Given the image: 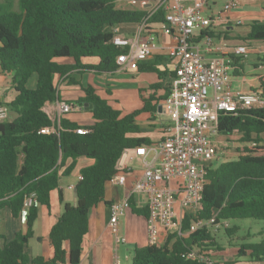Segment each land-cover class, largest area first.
<instances>
[{"label": "trees", "instance_id": "obj_1", "mask_svg": "<svg viewBox=\"0 0 264 264\" xmlns=\"http://www.w3.org/2000/svg\"><path fill=\"white\" fill-rule=\"evenodd\" d=\"M159 1L0 0V68L2 73L11 76L16 93L11 102L0 101V106L16 114L12 121L0 123V215L8 209L18 219L27 212L25 230L0 247V264H81L89 213L105 201L107 185L121 173L117 164L124 151L151 145L147 139L136 136L140 133L137 117L143 112H157L159 102L170 95L171 85L163 87L159 82L148 90H141L144 107L122 117L94 87L81 85L74 74L116 72L120 68L119 57L130 51L113 43L116 28L146 22L147 30H152L165 22L166 16L163 8L154 12L144 8L124 9L119 3L139 7ZM250 27V33L239 42L248 47L264 44V23L255 21ZM206 36L215 39L209 29L202 31L195 42ZM231 58L233 75L244 76L246 59ZM163 59L153 55L138 61L135 67L141 73L157 74L161 81L168 72L157 66L164 60L174 62L171 57ZM257 62L255 68L264 66V55ZM169 74L174 76L175 72ZM34 75L36 87L29 88ZM57 76L81 87L85 96L69 104L81 110H86L87 105L94 124L80 125L62 118L57 133L41 132L55 124L44 107L59 98ZM162 89L165 94L158 96L157 92ZM259 91L264 101V79ZM147 92L151 93L145 97ZM153 101H156L154 107ZM79 128L87 132L78 134ZM217 134L227 138L237 136L239 146L233 149L237 157L207 167V183L197 215H184L181 233L165 229L157 243L136 248L132 264H201L188 255L198 250L216 256L223 251L218 232L206 228L188 232L194 221H208L214 216L217 223L264 221V106L235 113L221 112ZM78 158L91 159L94 164L81 170L82 180L76 185L77 205L65 204L63 213L51 227L53 257L31 258L27 245L35 236L34 225L41 207L50 209L51 193L59 189L61 177L73 172ZM68 159L73 162L62 171ZM130 203L134 214L148 218L146 206L138 207L134 197ZM238 231L237 226L224 229L230 239ZM257 236L259 242L238 246V258L249 257L252 262L264 263V228ZM1 240L5 237L0 234Z\"/></svg>", "mask_w": 264, "mask_h": 264}, {"label": "built area", "instance_id": "obj_2", "mask_svg": "<svg viewBox=\"0 0 264 264\" xmlns=\"http://www.w3.org/2000/svg\"><path fill=\"white\" fill-rule=\"evenodd\" d=\"M211 0H161L156 3L151 12L159 8L165 10V22L158 28L147 30L143 22L136 40L123 37L116 28L113 43L117 47L129 48V53L118 59L119 67H135L138 61L147 60L154 55L157 45L156 34L172 37L175 44L168 48V55L174 58L175 69L171 83L170 95L164 100L171 124L166 128V138L153 147L140 146L126 149L117 164L121 173L115 175L109 182L111 185L123 186L127 181V158L130 151L133 158L145 157L151 148L155 152L153 163L147 165L142 174L134 181L129 197L110 205L109 227L118 244L126 243L121 234L120 220L130 209L131 197L142 194L149 211L147 218L149 243L160 240L165 229L182 232V219L185 214L196 216L202 204V196L206 181V169L214 163L218 156V145L212 140V134L217 132L219 114L221 112L235 113L243 109L263 107L261 91L252 93L234 92L230 88L232 56L247 58L250 48L246 45L228 47L217 45L215 39L206 36L195 42L202 31L211 29L214 23L222 21V15L207 16L206 9ZM146 5V3L142 4ZM239 0H228L223 12L238 8ZM149 32V37L140 41L142 33ZM210 91L212 92L210 94ZM74 107L69 103L60 106L61 115L71 113ZM9 109L0 106V123L7 121ZM45 128V134L57 133V125ZM78 134L87 131L84 128L76 130ZM82 180V176H79ZM179 203L183 213L176 212ZM24 211L22 219L26 220ZM178 219V221H177ZM215 231L230 227L228 221L216 222L215 216L210 220L194 221L188 232L200 228ZM188 258L201 264H218L215 255L192 251ZM116 264H121L117 261Z\"/></svg>", "mask_w": 264, "mask_h": 264}, {"label": "crops", "instance_id": "obj_3", "mask_svg": "<svg viewBox=\"0 0 264 264\" xmlns=\"http://www.w3.org/2000/svg\"><path fill=\"white\" fill-rule=\"evenodd\" d=\"M238 8L224 13L223 9L228 0H211L206 9L207 16L216 17L223 16V20L214 23L211 27V32L215 37L217 45H227L228 47H236L243 45L239 41L245 38L251 31V23L259 21L264 23V0H239ZM124 9H130L134 4L124 2ZM122 4V3H121ZM155 4L151 6L142 5L134 9H148L151 11ZM135 6V5H134ZM120 7V6H119ZM140 25L121 26L117 29L119 34L123 37L136 40L140 31ZM158 28V27H157ZM156 29V28H155ZM149 37V32L141 34L140 41H144ZM154 44L157 49L154 56L168 58V48L175 44V40L164 34H156ZM250 48V54L245 61L246 67L249 59L255 57L252 65L257 64V58L264 55V44H257ZM243 58V57H242ZM163 59V60H164ZM89 63H96L95 60H87ZM175 61L169 62L164 60L157 67L168 74L163 80H159V76L155 73H141L136 67L119 68L116 72L111 74H95L94 72H85L82 74H74V78L87 87L92 86L96 89L97 94L108 100L111 106L119 110L123 116H126L136 110L144 107V102L141 98V90H148L151 85L162 82L163 87L169 86L172 83L173 77L169 73L175 69ZM255 72L245 71L244 76H234L233 66L230 70L231 83L230 88L234 92L252 93L259 91L261 79H264V66L255 68ZM263 72L260 73L259 71ZM151 75L156 76V80ZM6 78L11 76L2 73L0 68V101L11 102L16 93L13 85L9 86ZM12 80V79H11ZM55 82L59 89V98L47 103L44 111L49 117L58 122L62 118L80 124L92 125L94 120L92 115L87 110H81L79 107H74V110L66 115H61L60 106L62 103H70L85 96L79 85H70L65 80L55 78ZM10 89L13 91L11 95ZM151 92L144 93L148 97ZM165 91L159 90L158 96H163ZM160 106L157 112H143L137 117V124L140 133L136 136L150 141L153 147L163 141L166 136V128L171 124L169 113L164 106V100L159 102ZM156 101L152 102L154 107ZM155 159V152L150 148L145 157L133 158V152L128 153L127 164V181L123 186H115L108 184L106 188L105 201L93 208L89 213V231L84 238L81 264H116L120 261L121 264H132L133 251L136 248L145 247L149 244L148 224L147 219L143 216H138L127 210L120 220V231L127 241L124 244H118L110 230V204L130 196L133 184L137 176L142 174L147 165L153 163ZM73 160L68 159L61 170L69 167ZM76 166L69 176L61 177L59 189L51 193V207L50 209L41 207L40 216L34 225L35 236L27 245V253L31 258L44 257L46 260L53 257L54 251L51 245L49 234L51 227L57 222L58 218L64 211L65 204L75 205L77 203L76 185L78 184L81 170L94 164V161L87 158H78ZM138 207H145L146 200L144 195L138 194L134 196ZM176 212L183 213L179 203L176 204ZM178 221V219H177ZM231 226V223H230ZM25 230V222L22 218L15 219L8 209H4L0 215V234L5 237V240L0 241V247L4 245V241L10 242L19 231ZM212 232L221 233L220 229L215 231L212 227L209 228ZM224 249V248H223ZM238 250L228 252L223 250L216 254L218 264H247L246 260L252 262L249 257L244 259L238 258ZM237 257V259H236ZM68 264V263H66ZM263 264V263H262Z\"/></svg>", "mask_w": 264, "mask_h": 264}, {"label": "rangeland", "instance_id": "obj_4", "mask_svg": "<svg viewBox=\"0 0 264 264\" xmlns=\"http://www.w3.org/2000/svg\"><path fill=\"white\" fill-rule=\"evenodd\" d=\"M129 4H131V3H129ZM124 5H125L124 2L122 4L119 3V6L121 8ZM134 8H137V6L133 5L130 9H134ZM254 59H255V57H251L249 59L248 65L246 67L247 71L255 72V69L252 65V61ZM259 72L262 73L263 71L260 70ZM150 77H153L154 80L157 79L155 75H151ZM6 80L9 83V86L11 87V85H13L11 78H6ZM36 84H37V77H36V75H34L31 78V80L28 84V87L29 88H35ZM10 92L12 95L13 91L11 89H10ZM211 93L212 92L210 91V94ZM15 117H16V114L9 110L7 120L12 121ZM211 138L218 145V152H219L214 163L219 164L222 161H225L228 159H235L237 157V153L235 152V150H233L236 146H239V144L237 143V141H238L237 136L227 138V137L218 135L217 132H215L212 134ZM227 149H229V150H227ZM87 160H89V159H87ZM91 161H93V160H91ZM230 223H231L232 227L233 226L239 227L238 233L232 239L227 237L225 235L224 231H222V230H221V233L218 234L219 243L223 246V248L225 250H228V252L234 251L235 249L238 248L239 245L246 243V242H253V243L259 242L260 238L257 236V234L261 229L264 228V221L240 220V221H233ZM171 231H174V230H171ZM249 234H251V238L248 237ZM244 258H240V259H244ZM236 259H237V257H236ZM247 259H250V258H247ZM246 263L249 264L250 262L248 260H246ZM237 264H239V263H237ZM240 264H242V263H240ZM253 264H262V263H253Z\"/></svg>", "mask_w": 264, "mask_h": 264}, {"label": "water", "instance_id": "obj_5", "mask_svg": "<svg viewBox=\"0 0 264 264\" xmlns=\"http://www.w3.org/2000/svg\"><path fill=\"white\" fill-rule=\"evenodd\" d=\"M146 6H151V3H146ZM85 109L88 110V106L85 105ZM77 205V203L75 204V206Z\"/></svg>", "mask_w": 264, "mask_h": 264}]
</instances>
